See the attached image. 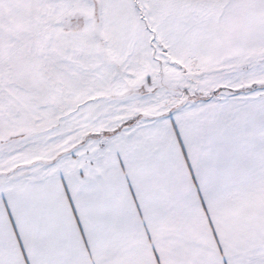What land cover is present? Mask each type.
<instances>
[{
	"label": "snow or ice",
	"instance_id": "obj_1",
	"mask_svg": "<svg viewBox=\"0 0 264 264\" xmlns=\"http://www.w3.org/2000/svg\"><path fill=\"white\" fill-rule=\"evenodd\" d=\"M0 264H264V0H0Z\"/></svg>",
	"mask_w": 264,
	"mask_h": 264
}]
</instances>
